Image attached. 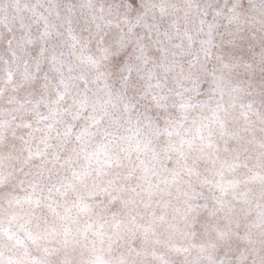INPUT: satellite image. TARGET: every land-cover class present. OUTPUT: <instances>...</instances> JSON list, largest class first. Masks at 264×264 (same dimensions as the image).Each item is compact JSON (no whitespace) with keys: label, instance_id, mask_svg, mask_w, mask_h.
Wrapping results in <instances>:
<instances>
[{"label":"clouds","instance_id":"clouds-1","mask_svg":"<svg viewBox=\"0 0 264 264\" xmlns=\"http://www.w3.org/2000/svg\"><path fill=\"white\" fill-rule=\"evenodd\" d=\"M0 264H264V0H0Z\"/></svg>","mask_w":264,"mask_h":264}]
</instances>
